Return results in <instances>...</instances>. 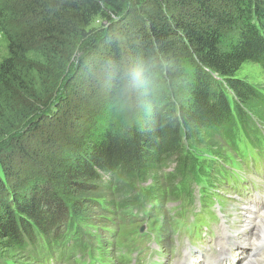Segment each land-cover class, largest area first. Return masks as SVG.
Instances as JSON below:
<instances>
[{"label":"trees","instance_id":"16d2710c","mask_svg":"<svg viewBox=\"0 0 264 264\" xmlns=\"http://www.w3.org/2000/svg\"><path fill=\"white\" fill-rule=\"evenodd\" d=\"M7 19L22 31H9L6 38L0 96L15 90L27 97L23 115L0 130V143L20 134L11 147H4L7 156L37 152L42 157L47 146L56 144L54 132L60 124L70 129L71 122L81 120L75 113L65 119L73 106L75 112L80 109L75 102L72 105L73 96L81 90L86 97L89 89L90 99L96 98L101 79L106 94L113 91L119 98L104 103L94 117V129L86 130L82 148L79 142L74 146L68 166L54 169L35 187L30 185L33 179L27 180L31 187L26 197H19L20 189H10L13 212L0 205L2 253L11 247L24 250L26 242L40 238L48 244L63 223L72 224L82 213L85 202L96 212L100 201L112 209V196L127 192L136 179L160 180L161 167L179 152L183 136L197 147L217 148L221 155L217 141L230 142L234 127L228 98L239 114L253 108L264 118V97L259 93L264 87L235 77L244 65L264 69V0L0 1L1 28L9 29ZM80 51L86 55L80 59L81 77L70 83L72 95L56 98L53 94ZM35 69L37 81L55 85L46 100L30 101L27 83L32 85L34 77L29 74ZM95 78L99 80L89 87L86 81ZM78 80L85 82L76 88ZM123 98L130 101L127 119L122 115ZM3 109L7 113V102H0V113ZM6 119L0 114V126ZM66 134L61 135L64 140ZM5 162L0 158V164ZM175 162L178 169L184 168L185 160L176 157ZM97 171L113 176V192L111 182H103ZM6 172L0 177V192L2 186L8 187ZM51 182L55 191L70 196L58 197ZM169 188L174 189L171 181ZM156 192L164 195L162 189ZM6 257L11 258L0 254V261ZM31 262L25 258L26 264Z\"/></svg>","mask_w":264,"mask_h":264},{"label":"rangeland","instance_id":"374dc122","mask_svg":"<svg viewBox=\"0 0 264 264\" xmlns=\"http://www.w3.org/2000/svg\"><path fill=\"white\" fill-rule=\"evenodd\" d=\"M0 1H4V0H0ZM9 1L13 2L15 0H9ZM7 22L10 23L9 29H5L8 27H4V28L0 27V65L2 61L5 58H7L6 38L8 35H11V34H8L9 31L15 34L20 33L22 31L21 26H19L18 24L12 26L11 25L12 22L10 19L9 20L7 19L5 21V23ZM85 55H86L85 51H80L76 54L74 59L72 58V64L70 65V68L68 69V72L66 73L64 80L58 85L56 91L54 90L55 89L54 84L45 82L43 80L37 81V78H39L38 72L36 71V69L33 70L32 73L29 74V76L34 77L33 83L32 85L27 83L29 85L28 92H29V96L31 97L30 101L34 100V98L38 100L39 99L46 100L49 97V95L52 94L54 91L55 93L53 94V96H56V98L63 97V96L66 97V95H72L70 92L72 90L69 89L70 83L76 77H81L80 75L81 71L79 70L80 61H81L80 59ZM30 57H36V56L31 54ZM235 77L241 81H245L250 86L258 85V86L264 87L263 71L260 70L259 68L252 67L251 65L242 66V68L235 74ZM96 79L99 80V78H95L94 81L93 80L86 81L88 85L90 84L89 87H93V85L97 83L95 82ZM25 81H29V80L25 79ZM84 82L85 80H78L73 85L76 88H79L84 85ZM98 85L100 87L99 89L101 90L98 91V96L96 98L94 97L90 99V97L88 96L89 89H88V92L86 93L88 96V97L86 96L87 98L85 97L86 91L81 92V90L77 95L73 96L72 105H74V102H75V105L79 106L80 109L78 110V112H75L74 106H73L72 112L67 111L68 114L65 116V119H70L68 116H71V113L74 116L73 113H75L76 117L81 120H76L75 122L74 121L71 122V124H69L70 129H67L66 125L60 124V126L57 127L59 131L54 132L56 134V138H55L56 144L53 147L47 146V149L45 150V152H43L42 157L38 155L37 152H34V154L33 152H29L26 157L21 156L20 153H16L12 156H7V149H5L4 147H11L10 143L18 139V136H20V134L18 135L15 134L14 136L12 135L8 138L7 141L5 142L2 141L0 143V158L5 159L6 161L4 164L3 163L0 164L2 166V167L0 166V177L2 176L1 174L3 171L4 173H7L6 171L10 173V176H9L10 178L8 177V187L2 186V192H0V205L8 206L10 211L13 212L14 209H12L11 205L8 204V199L11 197L9 192H10V189H12V187L13 188L16 187L17 190L20 189V192L22 193V194L20 193L19 195L20 198L26 197V195H30L29 190L31 186L35 187L36 185L43 183V181L46 182L47 178L49 177V175L52 173L54 169L61 170L64 168V165L68 166L71 163L72 157L75 155L73 153H75L76 151L74 149V146L76 145V143L79 142L78 148H82L81 145L86 140V134H85L86 130L88 133V131L90 132V129H94L95 115H98L101 112V108H103L104 103L109 102V101L116 103L117 102L116 99L119 98V97H115L116 93L114 94L113 91L112 92L110 91L108 94H106V90L104 89L105 80L101 79ZM262 93H264V91H262ZM111 94H113L114 97L111 98ZM26 98L27 97L19 94L15 90H12L11 93H6V95L0 96V102L8 103L7 113H6V110L4 109L0 113L1 115L3 116L5 115V117H7L3 125L0 126L1 131L5 130L9 126L7 122H14L15 119L23 115V109H24V106H26V104L24 103ZM56 98L54 101H56ZM122 101L123 102L121 104L124 107L122 111L123 113L122 115L125 119H127L130 115L129 106H128L130 101L128 98H123ZM245 109H246V114L258 117L256 109H253V108H248L249 110H247V108ZM25 112H27V109H25ZM65 126H66V129L64 128ZM56 129H54V131H56ZM64 131L67 132L66 135L68 136V137L66 136L67 138L65 137L66 140H64L61 137ZM75 133H76V136L74 137ZM75 139L77 140L75 141ZM39 141H44V138H42ZM217 143L219 147H221V150H224V148H226V144L223 143L222 141H217ZM204 145L206 144H203L202 146ZM22 146L24 147V145ZM36 148L40 149V147H36ZM64 148L68 149V151H65ZM32 149H34V147H32ZM61 151L66 152L64 153L65 155H60ZM82 154L83 153L77 154V156H80ZM44 156H47V157H44ZM29 179H33V181L30 182V185L32 184L31 186H27L29 182L27 180ZM154 183L156 187L158 188L161 182L154 181ZM51 185L54 187L53 191L56 192V195L58 197H61L62 199H66L70 196L68 193L61 194L59 190L55 191L54 190L56 188L55 185L52 182H51ZM66 195H68V197H64ZM89 204L90 202L84 203L81 214L85 216H89L93 220H100L101 222L103 221V223H101L103 226H107L115 230V228L112 227L113 223H112L111 212H108L107 210L103 211V213L96 212L95 206H91ZM0 216L2 217V215ZM135 231L136 229H130L129 240L131 241V243H133V245L138 244V242L136 241L138 237H136ZM165 242L167 243V241H162L161 243V247L162 249H164V251L162 252V256L166 255V259H167L169 254L171 253L170 252L171 246L165 245L166 244ZM0 254L9 255L13 257L16 261L20 262L21 264H25V258H27V256L25 255L26 253H24L23 250H19L16 247H11L8 250L4 251L3 253L2 251H0ZM179 262H180V259L176 255L166 260V264H179ZM258 264H264V260H262V262H259Z\"/></svg>","mask_w":264,"mask_h":264},{"label":"bare ground","instance_id":"6f19581e","mask_svg":"<svg viewBox=\"0 0 264 264\" xmlns=\"http://www.w3.org/2000/svg\"><path fill=\"white\" fill-rule=\"evenodd\" d=\"M261 219L257 218H250L249 222H247L244 226V231L247 232V235L251 236V240L255 242H259L264 239V211L262 213ZM254 236V237H252ZM262 261H248L242 260L240 256H238V263L237 264H258Z\"/></svg>","mask_w":264,"mask_h":264}]
</instances>
